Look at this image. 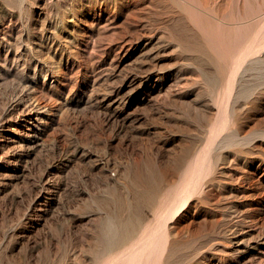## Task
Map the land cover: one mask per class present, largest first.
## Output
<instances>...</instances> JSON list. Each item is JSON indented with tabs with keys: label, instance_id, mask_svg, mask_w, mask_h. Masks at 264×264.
I'll list each match as a JSON object with an SVG mask.
<instances>
[{
	"label": "rangeland",
	"instance_id": "374dc122",
	"mask_svg": "<svg viewBox=\"0 0 264 264\" xmlns=\"http://www.w3.org/2000/svg\"><path fill=\"white\" fill-rule=\"evenodd\" d=\"M0 264H264V0H0Z\"/></svg>",
	"mask_w": 264,
	"mask_h": 264
},
{
	"label": "bare ground",
	"instance_id": "6f19581e",
	"mask_svg": "<svg viewBox=\"0 0 264 264\" xmlns=\"http://www.w3.org/2000/svg\"><path fill=\"white\" fill-rule=\"evenodd\" d=\"M204 38L207 39L206 43H207L210 51L214 52L215 54H221L222 53L221 52L222 51L221 50V44H220L218 39L211 37L210 34H207V38L205 36H204Z\"/></svg>",
	"mask_w": 264,
	"mask_h": 264
}]
</instances>
